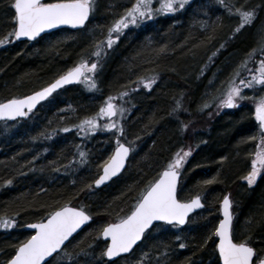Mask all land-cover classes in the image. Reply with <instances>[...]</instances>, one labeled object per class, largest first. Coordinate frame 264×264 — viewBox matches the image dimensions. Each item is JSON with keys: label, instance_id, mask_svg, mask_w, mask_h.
<instances>
[{"label": "trees", "instance_id": "trees-1", "mask_svg": "<svg viewBox=\"0 0 264 264\" xmlns=\"http://www.w3.org/2000/svg\"><path fill=\"white\" fill-rule=\"evenodd\" d=\"M12 2L0 0V37L15 27ZM134 2L95 0L94 11L78 30L57 29L33 42L9 36L0 44V100L45 86L81 58L97 59L95 41L106 37ZM241 6L253 9L254 17L234 32L239 14L228 8ZM262 40L264 0H191L174 13H159L120 31L100 53L95 88L84 82L64 86L28 116L0 122V215L16 214L12 227L0 228V264L30 235L25 224L46 218L65 202L84 205L91 220L62 248L71 259L60 250L44 264H219L214 228L224 194L232 201L233 239L248 237L264 255V170L253 184L245 182L264 135L253 115V97L264 95V87L246 86L244 98L232 109L219 103L233 75L251 78L249 71L262 58ZM253 47L257 50L250 53ZM246 56L254 59L244 64ZM153 74L151 88L137 79H153ZM109 95L125 109L119 133L103 127L111 118L106 116L97 117L96 131L84 135L83 129L68 127L98 112ZM178 97L181 107L176 108ZM118 139L135 145L126 167L106 185L93 188ZM187 148L191 151L180 168L178 198L199 194L203 207L184 226L156 224L130 254L105 259L106 243L97 231L130 212L173 154Z\"/></svg>", "mask_w": 264, "mask_h": 264}, {"label": "snow or ice", "instance_id": "snow-or-ice-1", "mask_svg": "<svg viewBox=\"0 0 264 264\" xmlns=\"http://www.w3.org/2000/svg\"><path fill=\"white\" fill-rule=\"evenodd\" d=\"M185 2L186 0H157L154 7L153 0H135L111 24L108 28V35L102 40L95 41L94 54L97 59L88 62L86 59L81 58L80 62L69 67L64 73L57 76L52 83L38 91L26 96H12L11 98L0 100V118L28 116L29 111L33 109L37 101L48 96L53 89L69 81L83 79L88 82L89 88H95V79L87 76L86 73L97 69V60L102 49L111 47L117 40L120 31L129 24H137L139 20L149 19L153 15L174 13L178 9L183 8ZM12 6L14 8L12 20L15 23V27L11 33L0 37V44H4L9 36L12 39L18 37L32 39L37 37L43 30L53 28L56 25H85L86 20L89 19L90 14L95 9V0H13ZM228 11L239 14V24L233 29L234 32L238 31L245 23H251L254 17V11L251 8L245 10L242 6L229 7ZM256 50L253 47L249 52L254 53ZM260 55L262 58L257 61L258 67L254 72L249 73L250 79L237 80L236 76L238 73L233 75L224 94V99L219 102L221 105L232 106L238 104L239 100L244 98L241 89L245 86L248 88H255L257 85L264 87V40L260 44ZM249 58L254 59V57L246 56L242 63L246 64ZM137 79L145 87L151 88L155 74H153V79H145L143 76L137 77ZM137 87H139V84H137ZM117 95H122V93H117ZM253 99L255 100L254 116L259 122V129L264 131V95L254 96ZM113 100L114 98L111 95L105 97V102L101 104L98 112L92 116H86L78 122V125H68V127L83 129L84 131L80 132L81 135H84L85 131H96L98 125L97 117L106 116L115 119L116 113L121 115L124 113V107L115 104ZM175 107H181L179 97L176 99ZM119 123V120H116L114 124L112 119H109L103 127L115 128L117 133H119L121 131L117 127ZM186 126L184 124L181 125V127ZM252 138L248 137V139ZM134 147V144L129 146L118 139L114 152L102 163L103 171L95 179L94 183L99 185L114 173L119 172L125 163V157L128 156L130 148ZM190 151V148L182 151L178 149L158 177L141 190L140 198L134 202L131 211L126 215L117 216L114 222L102 225L96 235L108 238L105 242L106 247L103 249V255L114 257L118 253L127 252L141 239L145 229L155 220L175 222L177 225H182L185 223L188 214L193 209L200 207L201 196L199 194L192 196L190 199L178 198L177 178L181 175L179 169ZM80 156L86 158V153L81 151ZM262 170H264V135L260 137L256 145V151L252 153L251 170L247 172L245 177L247 183L249 185L253 184ZM5 183H10V181H5ZM87 187H91V184L87 185ZM220 204L223 218L219 220L218 225L214 228V232L218 236V240L215 241V247L218 250L220 260H222L223 264H264V255H261L251 246L248 242V237L239 241L233 239V213L230 210L232 201L228 194H224ZM15 215L13 213L12 217H15ZM12 217L0 215V228L12 227L16 223ZM89 219L90 214L84 209V205L72 207L68 202L63 203L62 206L56 207L47 213L46 218L35 222L32 225L35 231L22 239L16 245L14 253L4 260L2 264H41L45 257H50V254L59 256V253L56 252L58 249L64 251L65 255L71 259V254L67 253L66 249H62V245L81 224ZM204 243H207V238H205ZM180 247H184V244L181 243ZM81 251H84V249H81ZM141 255L143 256L144 253H141Z\"/></svg>", "mask_w": 264, "mask_h": 264}, {"label": "water", "instance_id": "water-1", "mask_svg": "<svg viewBox=\"0 0 264 264\" xmlns=\"http://www.w3.org/2000/svg\"><path fill=\"white\" fill-rule=\"evenodd\" d=\"M13 10H14V8H13ZM86 22H87V20H86ZM86 22H85V24H86ZM83 26H84V25H79V26H73V25H56V26H54L53 28L43 30V31H42L37 37H34V38H32V39H29V38H27V37H18V38H16L15 40H16V41H34V40H36L37 38L41 37L43 34H45V33H49V32H51V31H54V30L59 29V28H68V29H71V30H77V29H81ZM54 79H55V78H54ZM54 79H53V80H54ZM53 80H52V81H53ZM52 81H50V82L47 83L46 85L52 83ZM78 82H79V81H69V82H67V83H65V84H62V85L59 86L58 88L53 89V90L49 93L48 96H46V97H44L43 99L37 101V103L35 104V106L33 107L32 110H35V109L37 108V106H38L39 103L45 101L47 98H49V97H50L54 92H56L57 90L61 89V88L64 87V86H67V85L77 84ZM46 85H45V86H46ZM45 86H43V87H45ZM43 87H41V88H43ZM41 88H40V89H41ZM38 90H39V89H37V90H35V91H38ZM35 91H33V92H35ZM31 93H32V92H31ZM29 94H30V93H29ZM29 94H25V95H22V96H26V95H29ZM232 106H233V105H232ZM232 106L227 105V108H231ZM25 110H27V109H25ZM32 110H31V111H32ZM29 112H30V111H29ZM23 117H24V116H17V117H14V118H0V122H1V121H5V120L13 121V120H15V119L23 118ZM115 147H116V146H115ZM115 147H114L113 150L111 151V154L114 152ZM111 154H110V155H111ZM129 155H130V151H129V153H128V156L125 157V163H124V165L122 166V168L120 169L119 172L114 173V174L111 175L107 180L102 181L101 184H99V185H96V184L94 183V181H95V179L100 175V173L103 171V167H101L100 172H99V175H98V176L93 180V182H92V186H93V188H99V187H102L103 185H106V184H107L108 182H110L112 179H114L115 177H117V176H118V175L124 170V168L126 167L127 160H128V158H129ZM177 180H178V184H177V187H178V185H179V180H180V176L177 178ZM222 199H223V198H222ZM222 199H221V200H222ZM72 207H74V206H72ZM202 207H203V203H202V200H201V205H200V207L193 209V210L188 214L187 218L185 219V223L182 224V225H177V224H175V222H166V221H161V220H155V221H153V223H152L151 225H149V227H148L147 229H145V232L142 234L141 239L138 240V241L133 245V247H132L131 249H129V250H128L127 252H125V253H118L117 256H114V257H107V256L104 255V258L107 259V260H109V261H111V260H115V259H117V258H120V257H122V256L128 255V254L131 253V252L134 250V248L140 243V241L142 240V238H143L144 234L146 233V231H148L150 228H152L155 224L163 223V224H166V225H177V226H179V227L184 226V225L187 223L188 218L190 217V215H192V214L195 213L196 211L200 210ZM219 215H220V218H219V220H220V219L223 218V212H222V210H221V204H220V203H219ZM90 220H91V217H90V219H89L88 221H85L83 224H81L80 227L77 228L76 231L73 232V233L68 237V239L64 242V244L62 245V248L64 247V245H65V244H66V243H67V242H68V241H69L74 235H76L81 229H83V227H85V225L88 224V223L90 222ZM219 220H218V223H219ZM34 223H35V222L27 223L26 225H24V229H25L26 231L31 232V234H32V232L35 231V229L32 227V225H33ZM218 223H217V225H218ZM217 225H216V226H217ZM31 234H30V235H31ZM215 236H216V239L218 240V236H217L216 234H215ZM101 239H102L104 242H106V240H107L108 238L101 237ZM59 251H60V249L56 250L57 253H58ZM216 253H217V258H218L219 264H223L222 260H220V258H219V253H218V250H217V249H216ZM54 255H55V254H50V257H45V259L41 262V264H44L45 262H47V261H48L49 259H51Z\"/></svg>", "mask_w": 264, "mask_h": 264}, {"label": "rangeland", "instance_id": "rangeland-1", "mask_svg": "<svg viewBox=\"0 0 264 264\" xmlns=\"http://www.w3.org/2000/svg\"><path fill=\"white\" fill-rule=\"evenodd\" d=\"M189 1H191V0H186L185 5H186ZM156 3H157V0H153V6H154V7L156 6ZM156 15H157V14H156ZM91 32H92V28H91V29H88L87 33H91ZM29 62H33V60L31 59V61H29ZM255 70H256V68L253 69V70H250L249 73L254 72ZM86 75H87V76H90V77H92V78H94V71L88 72V73H86ZM249 76H250V75H249ZM81 82H84V83L88 84V82H86L85 80H83V81H81ZM227 89H228V87H227ZM227 89H226L225 91L222 92V94H223L222 99H224V94L226 93ZM241 92H242V95L247 93L246 86H245L244 88L241 89ZM222 99H221V100H222ZM254 105H255V104H254ZM222 107H223L224 109H229V108H227V105H222ZM231 109H232V108H231ZM254 111H255V106H253V115H254ZM120 117H121L120 113H116V114H115V119H113V118H110V119H112V122L115 124V123H116V120H119V121H120ZM254 119H255V121H257L256 118H255V116H254ZM257 122H258V121H257ZM258 124H259V122H258ZM251 160H252V159H251ZM257 176H258V175H257ZM245 182L247 183V180H246V179H245ZM247 184H248V183H247Z\"/></svg>", "mask_w": 264, "mask_h": 264}, {"label": "bare ground", "instance_id": "bare-ground-1", "mask_svg": "<svg viewBox=\"0 0 264 264\" xmlns=\"http://www.w3.org/2000/svg\"><path fill=\"white\" fill-rule=\"evenodd\" d=\"M49 33H50V32H49ZM45 34H48V33H45ZM45 34H43V35H45ZM55 78H56V77H55ZM39 89H40V88H39ZM36 90H37V89H36ZM34 91H35V90H34ZM32 92H33V91H32ZM29 93H31V92H29ZM29 93H27V94H29ZM98 175H99V174H98ZM98 175H97V176H98Z\"/></svg>", "mask_w": 264, "mask_h": 264}]
</instances>
